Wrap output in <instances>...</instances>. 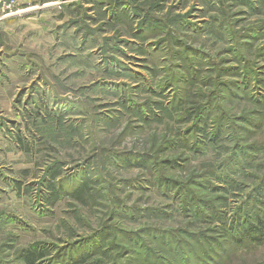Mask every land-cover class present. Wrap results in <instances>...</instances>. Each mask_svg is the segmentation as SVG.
I'll use <instances>...</instances> for the list:
<instances>
[{
    "label": "rangeland",
    "instance_id": "obj_1",
    "mask_svg": "<svg viewBox=\"0 0 264 264\" xmlns=\"http://www.w3.org/2000/svg\"><path fill=\"white\" fill-rule=\"evenodd\" d=\"M259 212L264 0H0L1 264H264Z\"/></svg>",
    "mask_w": 264,
    "mask_h": 264
},
{
    "label": "trees",
    "instance_id": "obj_2",
    "mask_svg": "<svg viewBox=\"0 0 264 264\" xmlns=\"http://www.w3.org/2000/svg\"><path fill=\"white\" fill-rule=\"evenodd\" d=\"M244 2V0H242ZM258 215L253 218L255 219V222L251 224L250 223H245L243 224V230L240 232L239 229H241V226L235 223L234 229H236L238 232L233 236L234 241L236 242V245L241 246L242 243H240V240L243 241L244 239L252 240L254 242H259L264 238V215H260L261 213H257ZM241 216V215H240ZM244 220V218H243ZM236 225L237 228H236ZM183 249V248H182ZM185 252L184 250H179L178 251V257L179 259L181 258H186L185 257ZM38 257V254L34 251H28L26 259L29 261L30 264L34 263V260ZM1 264V261H0Z\"/></svg>",
    "mask_w": 264,
    "mask_h": 264
},
{
    "label": "built area",
    "instance_id": "obj_3",
    "mask_svg": "<svg viewBox=\"0 0 264 264\" xmlns=\"http://www.w3.org/2000/svg\"><path fill=\"white\" fill-rule=\"evenodd\" d=\"M3 7L7 10H12L18 5V0H1Z\"/></svg>",
    "mask_w": 264,
    "mask_h": 264
},
{
    "label": "crops",
    "instance_id": "obj_4",
    "mask_svg": "<svg viewBox=\"0 0 264 264\" xmlns=\"http://www.w3.org/2000/svg\"><path fill=\"white\" fill-rule=\"evenodd\" d=\"M30 1V0H29ZM33 1H36V0H33ZM25 3V2H24Z\"/></svg>",
    "mask_w": 264,
    "mask_h": 264
}]
</instances>
